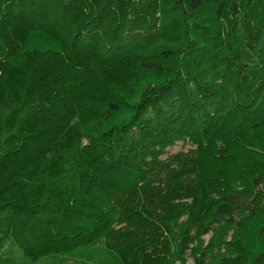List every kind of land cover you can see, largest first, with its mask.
Masks as SVG:
<instances>
[{
    "label": "trees",
    "instance_id": "trees-1",
    "mask_svg": "<svg viewBox=\"0 0 264 264\" xmlns=\"http://www.w3.org/2000/svg\"><path fill=\"white\" fill-rule=\"evenodd\" d=\"M187 253L264 264V0H0V264Z\"/></svg>",
    "mask_w": 264,
    "mask_h": 264
},
{
    "label": "rangeland",
    "instance_id": "rangeland-1",
    "mask_svg": "<svg viewBox=\"0 0 264 264\" xmlns=\"http://www.w3.org/2000/svg\"><path fill=\"white\" fill-rule=\"evenodd\" d=\"M190 149V145L188 143H176L174 146L168 148L165 152V154L162 156V159H167L169 157H172L174 155H176L177 153H185L186 151H188ZM209 239V235L203 237V241L207 242V240ZM186 264H192V259L191 257L186 256Z\"/></svg>",
    "mask_w": 264,
    "mask_h": 264
}]
</instances>
